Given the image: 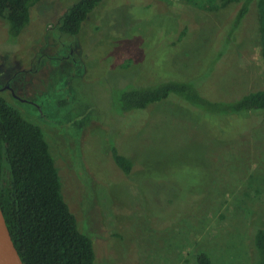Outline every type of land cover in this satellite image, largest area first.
Instances as JSON below:
<instances>
[{
	"label": "rangeland",
	"instance_id": "1",
	"mask_svg": "<svg viewBox=\"0 0 264 264\" xmlns=\"http://www.w3.org/2000/svg\"><path fill=\"white\" fill-rule=\"evenodd\" d=\"M75 1L41 0L18 40L0 36V85H13L28 100L2 90L41 127L63 199L92 239L94 264H196L199 250L214 264H254L248 230L264 227V123L225 141L215 126L221 117H182L188 110L181 114L174 106L156 104L147 119L137 113L123 121L115 89L157 81L156 68L169 66L210 86L221 84L225 94L263 86L264 24L251 15L228 69L230 58L215 59L229 48L219 38L214 43L228 8L102 0L79 35L67 36L53 20ZM179 18L193 32L181 46L171 44L172 22ZM111 145L132 162L129 174L111 159ZM154 177L178 187L171 204ZM146 210L156 218L153 225Z\"/></svg>",
	"mask_w": 264,
	"mask_h": 264
},
{
	"label": "trees",
	"instance_id": "2",
	"mask_svg": "<svg viewBox=\"0 0 264 264\" xmlns=\"http://www.w3.org/2000/svg\"><path fill=\"white\" fill-rule=\"evenodd\" d=\"M40 1L0 0V36L6 42L18 40L31 20V8ZM101 1H75L53 20L52 27L67 36L79 35L83 24ZM183 1L205 11L229 9L227 19L214 34V43L219 38L229 48L218 51L215 59L230 58L228 69L237 43L248 29L251 15L264 24V0ZM172 25L175 31L172 45L193 40L190 35L193 33L190 29L192 24L179 18ZM260 41L264 57V31L260 32ZM156 70L161 74L157 81L116 87L115 102L123 121L131 120L137 113L147 119L151 106L156 104L160 107L174 106L181 110V114L188 110V115L186 113L182 117L202 121H205L204 117H221L215 126L219 127V139L225 141L260 129L264 123V85L230 95L223 93L221 84L210 86L199 76L192 77L190 73L179 72L171 66L157 67ZM111 146V159L124 174H129L133 169L132 162L114 145ZM153 180L155 185L162 186L165 196L169 192L165 202L171 204L176 200L173 187L177 186L157 177ZM0 207L23 264H94L92 239L79 229L75 214L63 199L58 168L41 127L27 120L1 90ZM146 215L153 225L156 219L153 213L146 210ZM248 233L254 246V264H264V227L251 225ZM194 258L196 264H214L203 250L197 251Z\"/></svg>",
	"mask_w": 264,
	"mask_h": 264
},
{
	"label": "water",
	"instance_id": "3",
	"mask_svg": "<svg viewBox=\"0 0 264 264\" xmlns=\"http://www.w3.org/2000/svg\"><path fill=\"white\" fill-rule=\"evenodd\" d=\"M0 264H23L0 207Z\"/></svg>",
	"mask_w": 264,
	"mask_h": 264
},
{
	"label": "flooded vegetation",
	"instance_id": "4",
	"mask_svg": "<svg viewBox=\"0 0 264 264\" xmlns=\"http://www.w3.org/2000/svg\"><path fill=\"white\" fill-rule=\"evenodd\" d=\"M1 74V72H0ZM5 74V73H4ZM8 90L9 94L11 95V98L15 99V100H18V101H28L26 98L22 97L17 89H15V87L9 83H6L4 85H0V90ZM22 89V88H21Z\"/></svg>",
	"mask_w": 264,
	"mask_h": 264
}]
</instances>
